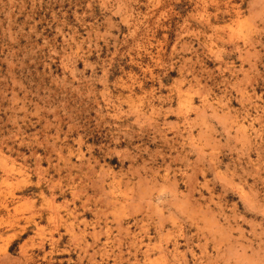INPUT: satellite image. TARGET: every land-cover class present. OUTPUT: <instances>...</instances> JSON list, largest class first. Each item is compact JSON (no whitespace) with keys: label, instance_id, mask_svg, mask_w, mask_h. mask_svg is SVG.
I'll list each match as a JSON object with an SVG mask.
<instances>
[{"label":"rangeland","instance_id":"374dc122","mask_svg":"<svg viewBox=\"0 0 264 264\" xmlns=\"http://www.w3.org/2000/svg\"><path fill=\"white\" fill-rule=\"evenodd\" d=\"M98 263L264 264V0H0V264Z\"/></svg>","mask_w":264,"mask_h":264},{"label":"bare ground","instance_id":"6f19581e","mask_svg":"<svg viewBox=\"0 0 264 264\" xmlns=\"http://www.w3.org/2000/svg\"><path fill=\"white\" fill-rule=\"evenodd\" d=\"M130 87H131V86H130ZM129 89H130V88H129ZM100 93H101V92H100ZM185 118H186V117H185ZM54 144H55V143H54ZM53 147H54V146H53ZM58 148H59V147H58ZM33 149H34V148H33ZM31 151H32V150H31ZM32 153L35 154V152H32ZM60 153H61V152H60ZM60 153H58V154H60ZM37 155H38V154H37ZM38 156H39V155H38ZM45 156H46V155H45ZM48 156H51V155H48ZM48 156H46V157H48ZM35 157H36V156H35ZM39 157H40V156H39ZM56 157H58V156H56ZM64 157H65V156H64ZM211 157H212V156H211ZM213 157H214V155H213ZM23 158H24V157H23ZM36 158H37V157H36ZM50 158H51V157H50ZM68 158H69V157H68ZM44 159H46V158H44ZM58 159H59V158H57V160H58ZM63 159H66V158H63ZM209 159H210V158H209ZM211 159H212V158H211ZM36 160H37V159H36ZM213 160H214V158H213ZM63 161H64V160H63ZM65 161H66V160H65ZM65 161H64V163H65ZM83 161H84V160H83ZM83 161H82V162H83ZM49 162H50V161H49ZM54 162H55V161H54ZM57 162H58V161H57ZM66 162H67V161H66ZM214 162H215V160H214ZM216 162H217V161H216ZM37 163H38V162H37ZM47 164H48V163H47ZM56 164H57V163H56ZM68 164H69V163H68ZM1 165H2V164H1ZM64 165H65V164H64ZM74 165H75V164H74ZM35 166H36V164H35ZM41 166H42V165L37 164L36 167L38 168V170H41ZM52 166H54V165H52ZM57 166H58V164H57ZM61 166H63V165H61ZM1 167H2V166H1ZM73 167H75V166H73ZM77 167H78V166H77ZM77 167H76V168H77ZM102 167H103V166H102ZM54 168H55V167H54ZM59 168H60V166H59ZM62 168H64V167H62ZM67 168H68V166H67ZM78 168H79V167H78ZM103 168H104V167H103ZM33 169H34V168H33ZM57 169H58V168H57ZM64 169H65V168H64ZM80 169H81V168H79V170H80ZM156 169H157V168H156ZM4 170H6V168H5ZM42 170H43V169H42ZM44 170H46V169H44ZM154 170H155V169H154ZM154 170H153V171H154ZM204 170H205V169H204ZM54 171H56V170L54 169ZM59 171H60V170H59ZM69 171H71L70 168H69ZM74 171H75V170H74ZM74 171H73V172H74ZM201 171H202V170H201ZM1 172H2V171H1ZM35 172H37L36 169H35ZM41 172H42V171H41ZM43 172H44V171H43ZM87 172H88V171H87ZM87 172H86V173H87ZM89 172H90V171H89ZM103 172H105V171H103ZM5 173H6V172H5ZM39 173H40V172H39ZM77 173H78V172H77ZM82 173H83V172H82ZM84 173H85V171H84ZM96 173H97V172H96ZM99 173H100V172H98L97 174H99ZM123 173H124V172H123ZM123 173H122V174H123ZM125 173H126V172H125ZM125 173H124V174H125ZM37 174H38V172H37ZM41 174H42V173H41ZM41 174H39V175L43 178V175H41ZM49 174H50V173H49ZM58 174H59V173H58ZM68 174H69V173H68ZM68 174H67V176H68ZM75 174H76V173H75ZM75 174H73V175H75ZM101 174H103V176H106V175H104V174H106V172H105V173H102V172H101V173L98 175V179H99L100 177H103V176H100ZM113 174H114V173H113ZM69 175H70V174H69ZM76 175H77V174H76ZM84 175H85V174H84ZM84 175H83V176H84ZM92 175H93V174H91V177H92ZM166 175H167V174H166ZM57 176H58V175H57ZM77 176H78V175H77ZM89 176H90V175H89ZM99 176H100V177H99ZM122 176H123V175H122ZM9 177H10V175H9V176H8V175H6V176L4 175V176H3V179H1L2 182H7V181L9 180V179H8ZM38 177H39V176H38ZM60 177H61V176H60ZM70 177H71V176H70ZM78 177H79V176H78ZM86 177H87V175H85V179L87 180ZM95 177H96V176H95ZM95 177H93V178H95ZM123 177H124V176H123ZM61 178H62V177H61ZM83 178H84V177H83ZM89 178H90V177H89ZM93 178H92V179H93ZM103 178H104V177H103ZM118 178H119V177H118ZM128 178H129V177H128ZM165 178H166V177H165ZM40 179H41V178H40ZM56 179L58 180L59 178H56ZM56 179H55V180H56ZM71 179H72V177H71ZM71 179H70V180H71ZM96 179H97V178H96ZM121 179H122V178H121ZM129 179H130V178H129ZM57 180H56V181H57ZM59 180H60V179H59ZM59 180H58V181H59ZM93 180H94V179H93ZM103 180H104V179H103ZM58 181H57V182H58ZM89 181H90V180H89ZM95 181H96V180H95ZM98 181H99V180H98ZM101 181H102V178H101ZM115 181H116V180H115ZM120 181H121V180H120ZM120 181H119V182H120ZM127 181H128V180H127ZM131 181H132V180H131ZM37 182H38V181H37ZM50 182H51V181H50ZM50 182H49V183H50ZM59 182H60V181H59ZM86 182H87V181H86ZM121 182H122V181H121ZM123 182H125V181H123ZM49 183H48V187L50 186ZM52 183H53V182H52ZM54 183H55V182H54ZM54 183H53V184H54ZM70 183H71V182H70ZM82 183H83V182H82ZM114 183H115V182H114ZM50 184H51V183H50ZM61 184H62V183H61ZM61 184H60V185H57V186H61ZM72 184H73V183H72ZM88 184H92V185L95 184L94 187H96V185H98V184H96V183H94V184H93V183H88ZM122 184H123V183H122ZM134 184H135V183H134ZM55 185H56V183L54 184V186L51 185V187H49V190H50V195H49V197H50V196L55 197V195H57L58 192H59V195H63V194H64L65 189H63V188H65L66 186H64V187L62 188V186H61V187H57V186H55ZM83 185H85V184L83 183ZM115 185L117 186V185H119V184H115ZM99 186H100V185H98V187H99ZM86 187H87V186H86ZM90 187H93V186H90ZM98 187H97V188H98ZM117 187H118V186H117ZM37 188H38L37 195L39 194V196H40L41 198H44V199H45V197H44V195H43V187H42V184L40 185V183H39V185H37ZM72 188H73V187H72ZM80 188H81V187H80ZM82 188H83V187H82ZM82 188H81V189H82ZM87 188H88V187H87ZM76 189H77V188H76ZM83 189H84V188H83ZM92 189H95V188H92ZM98 189H100V188H98ZM106 189H107V190H106ZM135 189H136V188H135ZM90 190H91V189H90ZM103 190H104V191H103ZM76 191H77V190H76ZM92 191H93V190H92ZM102 191L106 194L107 197L105 196L106 199L102 198V200L104 199L103 202H105V204H104V206H103V204H102L101 210H99V208H98V209L92 208L93 205H92V206H89V205H88V206H89L90 208H92L91 210L94 209L95 211H94V210H93V211H94L95 213L98 212V211H96V210L101 211L99 214H101V215L104 216V217H100V218H103V223H104L105 220L108 218V216L105 215V214H108V212L106 213V210H108V209H107V208H108L107 205H109V206L112 207L113 210L111 209V213L113 214V213L115 212V210H117L118 208H121V206L124 205V202L119 198V194H117V192L115 191V188H114V186H113V181L106 182V183H104V184L102 183V184H101V191H100V192L103 193ZM120 191H121V190H120ZM69 192H70V191H69ZM12 193H13V192H12ZM12 193H10L11 197H9L10 195L8 196L9 198H11V200L8 199V200H9L8 202H6V201L4 200L5 202H4V203H1V206H2L1 208L4 209L6 212H8V211L10 210V207H12V206L15 204V199H16L15 197H17V196H16V194L14 195V194H12ZM74 193H75V192L72 191L71 195L73 196ZM94 193H97V191L94 192ZM122 193H123V192H122ZM81 194H82V192H81ZM88 194H89V193H88ZM88 194H86L85 196L87 197ZM91 194H93V192H92ZM24 195H25V194H24ZM122 195H123V194H122ZM97 196H98V194H97ZM97 196H95V197H97ZM24 197H25V196H24ZM77 197H78V195H77ZM77 197H76V198H77ZM88 197H90V196H88ZM88 197H87V198H88ZM95 197H94V198H95ZM101 197H102V195H101ZM130 197H131V196H130ZM130 197H129V198H130ZM25 198H27V196H26ZM65 198H66V197H65ZM65 198H64V199H65ZM133 198H134V197H133ZM6 199H7V198H6ZM21 199H22V198H21ZM33 199H34V198H33ZM84 199H86V198H84ZM98 199H99V198H98ZM98 199L96 198V200H98ZM49 200H50L49 203L51 204V202H53V201H52L51 199H49ZM87 200H88V199H86V201H87ZM91 200H92V199H91ZM124 200H126V198H124ZM130 200L132 201V199H130ZM133 200H134V199H133ZM16 201H17V200H16ZM22 201H23V200H22ZM27 201H28V200H27ZM64 201H65V202H64ZM64 201H63V203L66 204V205H64V206H65V210H66L68 213H70V212H74V213H75V211L71 210L70 208H67L68 205H67V203H66V202H67L66 199H65ZM88 201L90 202V200H88ZM99 201H101V200H99ZM99 201H98V202H99ZM127 201H128V199H127ZM134 201H135V200H134ZM25 202H26V201H25ZM28 202H29V201H28ZM92 202H93V201H92ZM73 203H74V202H73ZM81 203H82V204H81ZM81 203H80V205L82 206V208H83V209H86V208H87V207H86L87 204H85V200H84V202H81ZM86 203H87V202H86ZM125 204H126V203H125ZM132 204H134V202H133ZM136 204H137V203H136ZM11 205H12V206H11ZM53 205H54V202H53ZM14 206H16V205H14ZM21 206H22V205H21ZM76 206H77V205H76ZM97 206H98V205H97ZM105 206H106V208H105L106 210L103 209V207H105ZM124 206H125V205H124ZM137 206H138V205H137ZM137 206H136L135 208H137ZM89 207H88V208H89ZM94 207H95V206H94ZM125 207H126V206H125ZM127 207H129V206H127ZM63 208H64V207H63ZM73 208H74V207H73ZM90 208H89V209H90ZM135 208H134V209H135ZM13 209H16V208L13 207ZM83 209H82V211H83ZM129 209H132V210H133V207H132V208H129ZM87 210H88V209H87ZM132 210H131V211H132ZM136 210H137V209H136ZM41 211H42V210H41ZM82 211H81V212H82ZM32 212H33V211H32ZM35 212H36V211H35ZM78 212H79V211H78ZM94 212H93V213H94ZM149 212H151V211H149ZM33 214H34V213H33ZM72 214H73V213H72ZM79 214H80V213H79ZM132 214H133V212H132ZM35 215H36V217L42 218V217L44 216V213H41V212L39 213V211H38V213L36 212ZM79 216H80V215H79ZM81 216H82V215H81ZM96 216H98V215H96ZM126 216H127V215H126ZM148 216H149V215H148ZM30 217H31V215H30ZM36 217H35V216L33 217V215H32V220H31V222H32L34 225L38 226L39 223L36 221V219H35ZM48 218H49V217H48ZM80 218H81V217H79V219H80ZM82 219H83V218H82ZM82 219H81L80 221H82L83 224H84V223L87 224L86 221H84V220H82ZM131 219H133V220L135 221V216H132ZM46 220H47V219H46ZM122 220H123V219H122ZM136 220H137V219H136ZM156 220H157V219H156ZM29 221H30V220H29ZM31 222H30V223H31ZM97 222H98V221H97ZM99 222L102 223L101 221H99ZM117 222H118V221H117ZM138 222H139V221H138ZM157 222H158V221H157ZM120 223H121V222H120ZM98 224H99V223H98ZM154 224H155V223H154ZM157 224H158V223H157ZM40 225H42V224H40ZM40 225H39V226H40ZM77 225H78V223H77ZM95 225H96V224H95ZM102 225H103V224H102ZM118 225H119V224H118ZM120 225H121V224H120ZM126 225H127V227H128V224H126ZM145 226H146V225H145ZM54 227H56V226H54ZM84 227H85V226H84ZM92 227H94V225H93ZM99 227H100V226H99ZM105 227H107V226H105ZM123 227H124V226H123ZM127 227H126V229H127ZM139 227H140V226H139ZM153 227H154V226H153ZM35 228H36V227H35ZM108 228H109V227H108ZM119 228H120V227H119ZM121 228H122V225H121ZM140 228H141V227H140ZM157 228L159 229V227H157ZM26 229H27L26 227H23V228H22V231H23V230H26ZM57 229H58V228H57ZM72 229H73V228H72ZM106 229H107V228H106ZM35 230H36V229H35ZM95 230L97 231V229H95ZM120 230H121V229H120ZM39 231H41V230H39ZM51 231H54V230L51 229ZM56 231H57V230H56ZM103 231H104V230H103ZM110 231H111V230H110ZM116 231H117V230H116ZM118 231H119V230H118ZM130 231H131V230H130ZM143 231H145V230H143ZM59 232H60V231H59ZM59 232H58V233H59ZM81 232H82V231H81ZM91 232H92V231H91ZM91 232H90V234H91ZM100 232H101V229H100ZM100 232H99V233L97 232V233L100 234ZM119 232H120V231H119ZM119 232H118V233H119ZM127 232H128V231H127ZM134 232H135V231H134ZM66 233H67V232H66ZM74 233H75V232H74ZM92 233H93V232H92ZM97 233H94V234H97ZM125 233H126V232H125ZM36 234H37V233H36ZM50 234H52V235H51L49 238H47V241H49V243L52 245V248H54V247L56 246L55 243L58 241V239L54 238L53 233H50ZM60 234H61V233H60ZM69 234H70V233H69ZM128 234H129V233H128ZM128 234H127V235H128ZM130 234H131V233H130ZM74 235H75V234H74ZM92 235H93V234H92ZM118 235H119V234H118ZM122 235H123V234H122ZM160 235H161V234H160ZM62 236H63V235H61V237H62ZM78 236H79V235H78ZM78 236H76L77 239H78ZM107 236H108V234H107ZM131 236H132V237H131ZM131 236H130V237H131L130 239H132L133 241H135V240H134V238L136 237V236H135V233L132 232V235H131ZM79 237H81V236H79ZM94 237H95V236H94ZM119 237H120V236H119ZM45 238H46V237H45ZM110 238H111V237H110ZM121 238H122V237H121ZM43 239H44V238H43ZM81 239H82V238H81ZM128 239H129V238H128ZM85 240H86V239H85ZM85 240H84V241H85ZM93 240H94V239H93ZM110 240H111V239H110ZM40 241H41V240H40ZM43 241H44V240H43ZM133 241H132V242H133ZM41 242H42V241H41ZM95 242H96V241H95ZM106 242H107V239H106ZM143 242H144V241H143ZM34 243H35V242H34ZM76 243H77V242H76ZM134 243H136V241H135ZM134 243H132V244H134ZM166 243H167V242H166ZM26 244H27V243H26ZM30 244H31V243H30ZM32 244H33V242H32ZM36 244H37V243H36ZM38 244H39V243H38ZM42 244H43V243H42ZM42 244H41V245H42ZM83 244H84V243H83ZM83 244H81V245H83ZM85 244H86V243H85ZM130 244H131V243H130ZM139 244H140V243H139ZM27 245H28V244H27ZM86 245H87V244H86ZM86 245H85V246H86ZM145 245H146V244H145ZM149 245H150V244L147 243V249H146V250H148L149 253H150V250H149L150 247H149ZM158 245H159V244H158ZM22 246H23V245H22ZM31 246H32V245H31ZM36 246H38V245H36ZM57 246H58V245H57ZM78 246H79V245H78ZM156 246H157V245H156ZM23 247H24V246H23ZM26 247H27V246H26ZM32 247H33V246H32ZM42 247H43V245H42ZM137 247H138V246H137ZM27 248H28V247H27ZM27 248H25L24 251H26ZM65 248H66V247H65ZM81 248H82V247H81ZM134 248H135V246H134ZM134 248H133V249H134ZM158 248H159V246H157V249H158ZM175 248H176V247H174V249H175ZM37 249H38V248H37ZM83 249H84V247H83ZM85 249H86V248H85ZM144 249H145V247H144ZM144 249H143V250H144ZM161 249H163V248H161ZM68 250H69V249H68ZM135 250H136V249H135ZM135 250H134V251H135ZM146 250H145V251H146ZM163 250H164V249H163ZM53 251H54V250H53ZM62 251H63V250H62ZM83 251H84V250H83ZM152 251H153V249H152ZM159 251H160V250H159ZM164 251H165V250H164ZM50 252H51V251H50ZM65 252H66V251H65ZM81 252H82V251H81ZM85 252H86V250H85ZM135 252H136V251H135ZM173 252H174V251H173ZM118 253H119V250H118ZM149 253H148V254H149ZM83 254H84V252L82 253V255H83ZM175 254H176V253H175ZM82 255L80 254V257H79V258H82V257H83ZM87 255H88V254H87ZM78 256H79V255H78ZM134 256H136V254H135ZM148 256H149V255H148ZM148 256H146V257H148ZM44 257H45V256H44ZM86 257H87V256H86ZM86 257H85V258H86ZM87 258H89V257H87ZM148 258H149V257H148ZM134 259H135V258H134ZM70 260H71V258H70ZM147 260H148V259H147ZM67 261H68V260H67ZM78 261H81V260H78ZM88 261H89V260H88ZM90 261H91V260H90ZM118 261H119V260H118ZM27 262H28V261H27ZM1 263H2V262H1ZM95 263H96V262H95ZM130 263H131V262H130ZM132 263H133V262H132ZM138 263H141V262L138 261ZM98 264H99V263H98ZM115 264H116V263H115Z\"/></svg>","mask_w":264,"mask_h":264}]
</instances>
